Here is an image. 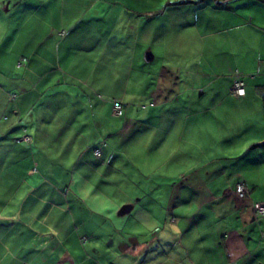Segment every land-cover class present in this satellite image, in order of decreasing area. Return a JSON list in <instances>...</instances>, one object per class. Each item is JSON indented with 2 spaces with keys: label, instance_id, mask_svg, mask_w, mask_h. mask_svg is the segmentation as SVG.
<instances>
[{
  "label": "crops",
  "instance_id": "crops-1",
  "mask_svg": "<svg viewBox=\"0 0 264 264\" xmlns=\"http://www.w3.org/2000/svg\"><path fill=\"white\" fill-rule=\"evenodd\" d=\"M25 26L27 36L22 33ZM214 36L219 38L213 41ZM155 39L163 55H169L168 44L172 47L177 41L198 57L193 65L197 75L203 73L202 52L231 57L228 51L245 61L238 73L214 75L203 85L197 82V97L191 90L186 99L177 96L179 86L172 75L165 77L171 69L159 70L155 76L161 86L159 113L154 94L146 106L136 108L144 114L135 118L126 116L133 106L129 100L109 96V109L112 101L122 108L115 117L122 120L121 128L108 134L121 151L109 150L105 139L86 151L100 166L118 171L111 185L121 202L112 211L97 216L79 205L59 213L53 209L57 204L53 191L43 212L41 195L17 196L22 207L17 217L26 218V225H37L52 241L59 239L62 249L68 238H59L53 228H41L42 221L35 219L43 216L53 225L68 214L76 223L75 230L66 229L70 239L92 234L99 242L115 245V254L100 253L104 264H264V219H255L251 210L252 204L264 203V0H0V170H19L22 177L8 176L4 186L21 183L35 191L43 183L25 178L39 170L30 151L38 139L31 120L43 133L41 140L67 150L72 141L53 139H67L70 129L51 131L46 122L69 121L72 115H58L54 107L73 105L67 91H75L70 95L86 105L91 99L102 102L101 90L126 94L129 89L134 96L133 86L128 88L126 82L132 60L144 49V63L151 62L155 55L149 46ZM202 39L209 42V49H201ZM22 42L23 50L34 42L29 57L19 48ZM23 58L26 65L20 62ZM234 75L243 83L241 98L230 94ZM34 105L43 106L36 116L29 111ZM46 107L55 114L44 115ZM142 139L137 160L131 147ZM118 155L127 159L126 171L120 167L114 171ZM86 170L77 189L69 184L80 198L81 187L89 183ZM237 184L244 188L242 199L234 193ZM10 201L8 197L3 208L7 219L15 217ZM91 218L99 222L93 224ZM125 228L128 237L122 239ZM141 237L146 243L139 241ZM85 254H67L69 264L89 262ZM138 255L146 256L140 261Z\"/></svg>",
  "mask_w": 264,
  "mask_h": 264
},
{
  "label": "rangeland",
  "instance_id": "rangeland-1",
  "mask_svg": "<svg viewBox=\"0 0 264 264\" xmlns=\"http://www.w3.org/2000/svg\"><path fill=\"white\" fill-rule=\"evenodd\" d=\"M25 17L26 16H24V18ZM28 29L29 27L25 26L24 30L26 31L22 32L26 36ZM22 37L23 36H20L18 41H21L20 39ZM216 38H219V36H214L213 41ZM24 42L19 45L20 49H22ZM153 42L154 44L152 43V45L149 46L152 54L155 55L151 62L146 64L144 63L142 58L144 49H142L140 57H136L132 60L130 77L126 80V82L129 83L127 84L128 88L133 86L132 88H134L135 92L134 96L129 93V89L126 90V94L119 90H114V92L113 90H101L98 92L102 96V102L91 99L89 105H86L81 104V101L70 95L75 91H67V98H69L68 103L73 105L54 107L58 110V115L60 113L63 114L64 112L72 115V120L69 121L51 119V121L46 122V124L50 125L49 127L51 131H53L52 129L58 127L61 129H70L68 131L70 135L67 139L63 137L53 139V142L72 141L71 147L67 148V150L64 147L55 146V143H53L54 145H52V147L47 145L48 139L46 143L45 140L43 141L39 138L43 133H41V130L37 127V123L33 122V120L29 122L30 127L33 126L34 129H36L35 135H38V139H34L33 144H31L30 151L32 152L34 162L38 165L39 170L37 174H32L30 177L26 176L25 178L30 179V181H32V179L42 180L43 183H41L40 188L34 187L35 191L27 184L22 186L21 183L14 184L12 182H9L10 186L5 188V178H8V176L11 180L14 176L22 178L21 171L15 170L13 172L7 169L0 170V264H69L70 258L67 254L79 255L80 257L86 256L85 253L88 254L87 259L89 262L86 260L84 264H104L101 260L104 258L100 255L101 252L102 254L105 252L106 255L108 253H116L115 245L112 246L108 244L109 241L112 240V237L106 240L108 245H106L105 242H99L92 234H90V236L88 234L81 236L79 241L77 239V235L74 234L73 239H70L66 229L68 230L73 227V230H75L74 228L76 227V223L74 222L75 219L72 221L69 219L70 217L68 214L67 217L69 218H64L63 214L62 217L58 218L56 220L57 222L53 225L43 216L40 220L35 219V222L42 221L40 223L41 228H53L59 238H68L63 244L65 247L63 250L64 247L61 249V246L59 245V239L55 237V241H52L49 236L50 234L42 233L40 229H38L37 225L32 227V224H24L26 218L25 220L18 219L17 215L21 212L22 207H20V203L17 202L16 197L33 196L38 194L41 195V198L44 197V199L40 202V211L43 212L48 208V197H53L54 191L57 194V204L56 207L53 208V204L51 203V208L56 209L59 213H63L65 210L67 211L71 208V206H73L71 209H76L79 205H83L87 211L97 216H100V213L103 214L104 211H112L114 206L119 205V201L121 199L120 194H116L114 192V187L111 185L114 183V179L116 180V174L118 171L117 173L111 171L106 164L104 166L101 164L100 166L97 163L98 161L95 162L92 160L89 153H87L88 151H86L88 148H91L96 140L99 141L104 139L107 140L109 150H115L118 152L121 151L120 145L116 146L112 142V138H109L108 135L119 130L122 126V120H118L110 114L108 105L109 96L112 97V95H114L121 102L123 101L125 103L129 100L130 104L133 106L130 108V111L126 112V116L128 118L129 116L131 118H135L144 114L143 111H138L137 113L136 108L139 106H146L148 98L154 94L156 95L154 100L155 108L159 113L158 107L161 101L157 93L161 90V86L157 82L158 80L155 79L156 73L159 70L161 71L163 68L165 71L171 69V74L165 75V77L167 78L172 75L171 79H175L176 84L179 86V90L176 91L177 96H179V99H186L187 96H190L191 93L189 94V92L191 90L194 91L193 94L197 97L199 91L197 82H200V84L203 85L208 83L209 80L214 79V75L217 77L228 75V72L231 74H234V72L238 73V71H240V67H242L243 62L245 61V59L239 57L240 55L235 53L233 54L228 51L226 52L229 53L231 57L217 55V52L219 51H215V53L211 52V55L208 54V56H205L202 52L200 65L203 73L197 75L194 73L197 68L193 67V65L196 66L198 64V57H193L190 53L188 54L184 47H179V43L177 41L175 42V46L171 47L172 44H168V50H170L167 53H170L169 55H163L159 40L156 41L155 39ZM31 44H34V42H28V46H25V50L22 49L25 53L24 57L30 56V52H28V50L31 48ZM142 44L143 43L139 42L140 48ZM199 44L201 45V49H205L206 46L207 49H209L210 45L207 40L202 39ZM210 44H212V42ZM147 45H149V43ZM177 48L180 50L177 51ZM32 58H34V56H32ZM20 62L23 65H26L27 60L26 58H23ZM31 63L32 60L30 61V64ZM135 80L136 82H134ZM28 91V88H25V92L28 93ZM27 96L31 95L28 94ZM42 107L43 106L34 105L30 110V107H25L24 109H28L33 116H36ZM46 110L47 111L43 112L46 116L55 114L52 109L49 111V107H46ZM33 134L34 132L32 133V136ZM142 141L143 142H139V144L131 147L133 148L132 151L135 156L141 151L142 146L144 147V139H142ZM149 141L150 140L148 139V144ZM20 144L23 145L22 142ZM136 157L137 160L140 159L139 156ZM126 162L127 159L123 155H118L115 159L116 164L114 171L119 169L118 167L126 171ZM156 163H158V161L154 162V165H156ZM86 168L89 170V183H85L81 187L82 198H80L79 195L73 193L69 184L74 185L73 188L77 189V185L81 182V179L79 178L80 174L86 172ZM13 173H18V175L16 176ZM14 180L21 182L20 179ZM101 181L110 185H100ZM123 188L124 186L120 189L123 190ZM12 196L15 197L12 198ZM8 197L11 199L9 203V211L15 215V217L11 219L5 218L6 214H3V208L6 205ZM121 197H124L123 194ZM23 214L21 213L20 215L23 216ZM107 215H110V213ZM19 220L21 223H18ZM94 222L98 223L99 219L91 218V223L94 224ZM127 230L128 228H125L124 232L119 237L126 239L128 235H125L124 233ZM116 238H118V236ZM139 241L143 244L146 243L144 237L139 238ZM17 245H19V248ZM149 253L147 252L146 254ZM142 255H138L140 256V261L146 256ZM16 256L17 258H15ZM148 257H150L151 260L157 258L156 256ZM120 261L122 262L123 260ZM121 264L125 263L122 262Z\"/></svg>",
  "mask_w": 264,
  "mask_h": 264
},
{
  "label": "built area",
  "instance_id": "built-area-1",
  "mask_svg": "<svg viewBox=\"0 0 264 264\" xmlns=\"http://www.w3.org/2000/svg\"><path fill=\"white\" fill-rule=\"evenodd\" d=\"M230 94L236 98H241L244 94L243 83L238 78L237 75H234V79L232 81L230 87ZM121 105L117 101L111 102L110 112L113 117H119L121 115ZM23 140L29 142L30 139L27 136L23 137ZM94 155H98V150H94ZM234 193L238 199H242L244 197V188L241 184H238L234 188ZM251 210L255 219H264V203H254L251 206Z\"/></svg>",
  "mask_w": 264,
  "mask_h": 264
},
{
  "label": "trees",
  "instance_id": "trees-1",
  "mask_svg": "<svg viewBox=\"0 0 264 264\" xmlns=\"http://www.w3.org/2000/svg\"><path fill=\"white\" fill-rule=\"evenodd\" d=\"M263 114H264V99H263ZM238 185V184H237ZM236 186V185H235ZM235 188V187H234Z\"/></svg>",
  "mask_w": 264,
  "mask_h": 264
}]
</instances>
